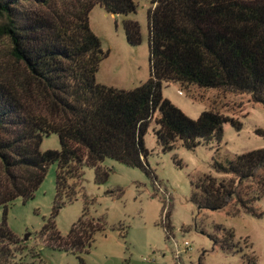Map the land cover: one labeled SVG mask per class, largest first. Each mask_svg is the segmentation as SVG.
I'll list each match as a JSON object with an SVG mask.
<instances>
[{
    "label": "trees",
    "instance_id": "trees-1",
    "mask_svg": "<svg viewBox=\"0 0 264 264\" xmlns=\"http://www.w3.org/2000/svg\"><path fill=\"white\" fill-rule=\"evenodd\" d=\"M150 2V76L127 91L96 82L108 54L90 28L89 14L99 6L126 16L136 11L133 0H0V40L8 42L11 60L7 72L0 69V264H15L11 248L20 243L6 226L7 206L32 199L50 165L57 164L55 207L40 238L56 250L83 252L105 230L104 221L84 209L64 237L54 218L64 200L76 198L69 181L81 178L84 167L94 169L97 184L109 176L101 166L105 159L148 174L144 136L152 121L163 151L177 140L187 149L200 140L220 142L226 123L241 130L237 119L215 110L196 120L187 117L162 96L164 84L246 93L264 105V0ZM123 29L128 44L141 43L136 21L125 20ZM53 134L60 149L42 152V140ZM213 170L217 176L205 174L193 184L194 204L213 211L233 204L232 216H261L254 206L264 201V149L225 163L215 160ZM232 239L226 232L221 248L231 252ZM246 264L256 263L250 257Z\"/></svg>",
    "mask_w": 264,
    "mask_h": 264
},
{
    "label": "rangeland",
    "instance_id": "rangeland-1",
    "mask_svg": "<svg viewBox=\"0 0 264 264\" xmlns=\"http://www.w3.org/2000/svg\"><path fill=\"white\" fill-rule=\"evenodd\" d=\"M133 1L136 11L126 16L114 17L99 6L89 14L90 28L100 39L102 51L108 54L99 65L96 82L127 91L145 83L150 76L147 11L151 0ZM125 20L139 24V45L128 44L123 29ZM10 63L8 42L0 40V69L7 72ZM162 96L193 120L204 111L215 110L237 119L241 130L226 123L220 142L200 140L194 149H187L177 140L172 150L163 151L152 121L144 136L149 153L148 174L105 159L101 166L109 176L106 182L97 184L94 169L84 167L81 178L69 181L78 191L76 198L71 202L64 200L54 218L57 231L64 237L84 209L90 218L104 221L105 230L96 233L91 247L83 252L56 250L40 238L55 207L57 164L50 165L32 199L17 198L7 206L6 226L20 242L11 248L13 263L246 264L252 257L256 264H264V201L254 206L261 216L243 211L232 216L229 211L233 204L213 211L191 201L198 178L205 174L217 176L213 170L215 160L225 163L237 155L264 149V105L253 102L246 93L197 86L183 88L178 83L164 84ZM158 116L157 112L154 119ZM59 149L57 135L42 140V152ZM3 216L4 209L0 207V224ZM228 231L233 233L231 252L221 248Z\"/></svg>",
    "mask_w": 264,
    "mask_h": 264
},
{
    "label": "water",
    "instance_id": "water-1",
    "mask_svg": "<svg viewBox=\"0 0 264 264\" xmlns=\"http://www.w3.org/2000/svg\"><path fill=\"white\" fill-rule=\"evenodd\" d=\"M117 15H114V17H116ZM26 239H27V237H26Z\"/></svg>",
    "mask_w": 264,
    "mask_h": 264
}]
</instances>
